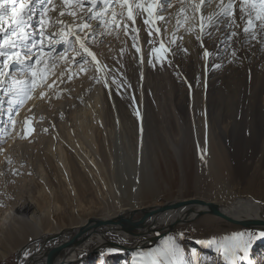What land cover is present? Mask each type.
I'll return each mask as SVG.
<instances>
[{
  "label": "rangeland",
  "instance_id": "obj_1",
  "mask_svg": "<svg viewBox=\"0 0 264 264\" xmlns=\"http://www.w3.org/2000/svg\"><path fill=\"white\" fill-rule=\"evenodd\" d=\"M26 1L24 0V4L27 6L29 1ZM105 2L109 3L107 8L101 0H51L44 6L43 23H40L37 14L33 15L26 27L17 29L10 37L5 38V34L0 33V42L5 45L3 51L7 53L0 56V73H3L0 74V216L4 211L12 209L22 217H35L34 222L25 223L24 232L28 230L30 233L31 224L36 223L35 219L46 211L59 226L69 228L71 222L86 219L93 214L102 217L114 212L120 205L128 207L137 204L143 208L198 198L220 204L222 211L240 197H250L264 203L263 195L248 192L243 180L234 174L231 178L228 176L227 188L222 191L212 186L209 190L196 186L191 178L195 166L193 150L190 148L187 151L180 146L177 150V162L169 163L164 152L166 157L160 156L161 162L153 166L154 173L157 172L153 178L157 184V192L148 197H137L130 202L120 199L119 202L111 203L107 199L94 203L89 200L90 196H94L91 187L89 191L92 193L87 191L83 194L78 191L79 194L75 195L68 189L67 181L55 162L49 155L47 157L41 153L49 146L52 149L51 145L55 149L60 143L65 147V141H69L65 132L73 128L74 118L84 110L93 108V92L83 91L86 82H89L87 79L91 78V61L85 55L88 63L77 65L73 62L74 56L71 53L74 38L69 35L72 31L78 32L83 41L94 42L97 35L89 36L88 27H84L86 21L90 24L89 28L97 27L101 30L108 42V47H101V43L98 46V50L105 55L102 57L103 65L113 83L108 88L103 86L104 105L110 110L111 105L116 104L119 116L122 118L123 115L126 122L134 123V128L137 129L142 124L154 128L153 122L147 121L155 120L162 129L160 136L169 138L176 147L177 143L189 139L196 146L194 149L198 152L200 170L205 167L202 146L208 139L231 149L241 133L249 128V123L264 127V35L258 33L256 39H251L243 33V25L240 28H230L220 24L219 27L207 28V32L211 34L197 39L200 26L189 21L194 13L186 11L185 17L181 16L179 23H176L178 19L175 22V28L181 29L182 35H174L172 39H168L162 35L163 28H160L159 34L154 31L157 28L156 16L153 17L154 24L150 22L145 25L144 20L148 17L143 13L135 19V24L127 19L126 8L122 10L115 0ZM131 2L129 0L130 4ZM93 3L97 6L89 12L88 8ZM172 3L180 8L186 6L187 0H183V3L181 0H172ZM217 3L219 0L208 7L213 8L209 14L219 11ZM153 8L155 9V4ZM121 11L123 17L119 15ZM61 12H64L63 16L60 15ZM17 15L19 16V10ZM89 17L94 18L89 21ZM231 19L232 17H228L229 21ZM5 21L9 28L10 20L6 18ZM2 23L7 29L5 22ZM190 25L194 26V33L191 30L185 31ZM72 28L74 29L71 31ZM232 31H236L238 35L232 37ZM40 32L44 33L43 37L39 35ZM50 32L58 36H53ZM33 39L38 41L35 47H31ZM66 39L71 40L72 44L63 45ZM172 40H175V44L170 43ZM9 44L13 47L8 48ZM161 45L164 47L161 48ZM153 49L161 56L160 63L156 62ZM77 51L76 49L75 52ZM205 51L209 53L208 56L204 55ZM37 57L39 63L35 62ZM75 58L77 61L81 59L77 55ZM142 58L145 61L143 76L139 74ZM149 59L153 61L152 64H149ZM17 60L21 63H15ZM29 65L31 71L28 70ZM25 88L30 92L31 98L25 99L22 104L17 103L19 94ZM120 105L124 107V112L120 110ZM203 115L206 116V121L202 119ZM260 132L263 142L264 128ZM255 141L256 138L252 143ZM261 144L263 145L260 147L264 148V143ZM121 146L125 152L128 148L133 149L132 145L125 146L122 143ZM254 169L253 164L252 171ZM99 189V194L104 190L105 195V186L101 185ZM176 217L164 218L159 228L153 224L147 229L162 230ZM199 220L203 223L193 227ZM263 228L242 226L238 230L235 225L217 216L205 215L180 225L143 249L134 252L124 250L117 257H110V251L103 256L91 253L87 259L77 264H148V261H155L156 264H264V240H255L245 251H235L232 254H222L220 249V242L226 236L236 233L259 234ZM55 233L53 231L50 234ZM7 236V231L0 224V250L6 245L17 247L15 252L24 248L25 236L22 240H8ZM29 236L31 235H26L27 238ZM169 240L171 244H166ZM134 243L135 240L128 245ZM172 244L178 252L175 255L165 254ZM85 245L86 243L82 250L88 251ZM14 251L5 258H0V262L7 260L10 264H15Z\"/></svg>",
  "mask_w": 264,
  "mask_h": 264
},
{
  "label": "bare ground",
  "instance_id": "obj_2",
  "mask_svg": "<svg viewBox=\"0 0 264 264\" xmlns=\"http://www.w3.org/2000/svg\"><path fill=\"white\" fill-rule=\"evenodd\" d=\"M56 1L61 2L63 0ZM216 1L217 0H214V3ZM199 3L200 0H187V4L185 7L189 8L191 4ZM213 4L211 6H213ZM181 8L182 7L179 8L178 6H174L173 3L168 7V9L164 13V17L167 23L161 21L158 17L156 18L157 27L164 29V32L162 34L164 37L166 36L168 37V39H172L174 35H182L181 29L175 28L177 19H182L181 16L185 17L184 15L187 14V12H181ZM212 10L213 8L211 7L209 9L207 8V10L204 11V6L201 5L200 11L196 12L193 16L194 18L192 17L189 21L196 22V25L200 26L201 16L209 14ZM4 22L5 27L8 26V22H6L5 20ZM73 29L74 28H72L71 31ZM93 29H96L94 33L92 32V28L89 27L87 32H89V36L91 35V37L97 35V38L94 42H85L82 38L79 37V40L84 42L88 50L95 56V60H93L91 56H88V59H90L91 61V78L87 79V81L89 82H86L85 88L83 90L87 93L93 92V108L89 109L90 107L88 106L89 111L84 110L81 113L78 112L80 113H77L78 116H76L75 113L76 117L74 118V125H72L73 128H67L68 130L65 132L69 140L67 142L65 141V147L60 143V146H56L57 149H55V147L51 145L52 143H49L52 149H50L49 146L45 152L43 151V149V152L41 153L44 156L49 155L52 158V160L55 162V166L58 170H60V174L62 173L64 179H66V185L68 186V189H70L74 195L78 193V191L83 194H85L87 191L92 193L91 191H89L90 187L93 190L94 196H90L91 199L89 198V200H92V202L94 203L95 201L100 202V200L106 201L107 199H109L111 203L119 202L120 199H126L127 202H130L137 197L144 198L148 197L149 195H153L157 192V184L153 179L155 178L157 172L154 173L155 169H153V166H157L158 162H161L162 155L166 157L164 152H166L167 154L169 163L174 164L175 162H177V150H179L178 147L180 146L183 149H187V151L190 148H192L193 150V164H195V166L193 165L194 169L191 178L192 182L195 183L196 186L208 190L212 186L217 187L219 191H222L225 190L227 184L226 179L228 178V176L231 178L234 174L241 178V180H243L245 189L248 192H251L254 195L257 193L264 196V148L262 146L260 147V145H263L261 143H264V141L262 142V133L260 132L264 128L263 125L256 126L253 122L249 123V128L241 133L238 141L234 143L231 149H228L227 145L222 146V143L214 142L208 139V141H206V144L202 146V150H204L205 152V167L200 170V166L198 164V152L196 151V148L194 149V147L196 146H193L190 143L189 139L186 138L185 140L181 141V143H177L176 147L169 138L165 139L163 136H160L162 133V129L161 127H159V125H157L155 120L148 119L147 121L150 123L153 122L152 126L154 128H152L148 124H145V126L144 124H142L137 129L134 128V123L128 124L123 115L122 118L121 116H119L118 106H116V104H112L110 110H108L106 105H104V92L102 91L103 86L108 88L109 86H112L113 83L112 81H110L107 69L103 65L102 57L105 55L103 51L101 53L98 50V46L101 43V47H108L106 45L108 42L106 36L103 35L101 30H99L97 27H93ZM165 29H167L166 32ZM47 33L49 34V32ZM50 33L53 36H58V34H53L52 32ZM71 37L74 38V48L71 56H76V49L78 51L83 50L80 48V43L77 42L76 37ZM109 55L110 54H108V56ZM144 63L145 61L143 59V61L141 62L139 73L141 76H143L142 73L145 70ZM118 103L119 102H117V104ZM119 107L122 112L125 111L124 107L122 108L121 105ZM190 118L192 119L193 116ZM202 119L205 121L207 120L205 115H203ZM63 128H65V126H63ZM255 138V143H252ZM133 140L134 142H132ZM121 142L125 144V146L132 145L133 149L128 148L125 152L124 150H122ZM138 157H140L139 161L137 160ZM183 161L185 160L183 159ZM253 164L255 165L254 171H252ZM149 168H151V170ZM40 171H42V169ZM77 185H79L80 188H78ZM101 185L105 186V195H103L104 190L102 191V194H99V188L101 187ZM140 207L141 206L137 204H133V206L129 205L128 207L120 205L117 207V210L102 217L98 214H93L86 219H82L77 222H71V224H69V228L71 226H74V228L83 226L86 227L87 225L89 227H92V224H94L95 222H101V227H99L98 230H100V232L103 231V234H99L97 237H92L87 241L85 248L88 247V251H83L81 248L79 253H74V257H81L87 254L89 251H97L96 253L101 256L108 255L107 252L110 251L109 254L112 255L110 257H117L123 254L124 250H130L134 247L135 244L138 245L139 243H141V240H139L138 238L131 239L126 235L124 236V234H117L115 230L116 228L114 226V221L118 216L117 214L126 213V211L131 212L134 209H140ZM221 208L222 207L219 208L221 213L231 217L236 221L260 219L264 222V203L257 199L254 200L250 197H240L232 204L227 205V207L223 208L222 211ZM199 209V207L185 208L181 210L180 213H168L164 216V218H172L177 216L176 218L181 217V219L190 220L193 219L195 212ZM19 212H22V210H20ZM49 215L50 214L47 211L42 212L39 216L40 218L38 217L37 219H35L37 220L36 223L31 224V228L29 230L30 233L28 232V230L27 232H24L26 225L25 223L34 222L33 220L35 217H28L26 215L22 217L20 213H16L12 209L3 212L2 216H0V224L1 227H3L5 231H7L8 240H22L25 236L24 248H26V251L24 254H26V257L36 253L39 250V247L44 242H46L48 238H50L48 237L50 233H52L53 231L57 232L63 228L62 225L59 226L58 222L54 221ZM41 217L44 218V221H42ZM128 218L129 217H126L124 222H126ZM164 218L157 216H144L140 219V224H142L141 226L145 227L146 229L151 227V225L153 224H155L157 228H159ZM202 223V220H199L192 226L197 227ZM167 225H165L164 228H166ZM180 225L177 227H180ZM242 226L243 225H235L236 229L238 230H240ZM164 228H162V230H164ZM259 228L261 229V227ZM109 231H112L114 233H110L109 235L104 233ZM261 231L262 233H264V228ZM26 235L31 236L27 238ZM72 236H67L66 238L70 239L72 238ZM118 236L121 237L117 238ZM32 238L34 240L40 241L31 242ZM134 240V244L128 245V243L134 242ZM47 247H50V245H48ZM5 248L3 250H0L1 259L8 256L11 252L14 251V249L16 251L17 247L12 248L11 246L6 245ZM95 264L101 263L98 262Z\"/></svg>",
  "mask_w": 264,
  "mask_h": 264
},
{
  "label": "snow or ice",
  "instance_id": "obj_3",
  "mask_svg": "<svg viewBox=\"0 0 264 264\" xmlns=\"http://www.w3.org/2000/svg\"><path fill=\"white\" fill-rule=\"evenodd\" d=\"M50 2L51 0H29V4L26 6L24 4V0H0V33H4L5 38L10 37L16 32L17 29L26 27L33 15L37 14L40 23H43L44 6ZM101 2L105 8L109 6V3L105 2V0H101ZM115 3L119 4V7L122 10L125 8L127 9V19L133 23H135L136 18H139L143 13H146L148 18L144 20V23L145 25H149L150 22L152 24L155 23V20L153 19L154 16L167 23L164 13L171 5L172 0H132L131 4L129 3V0H115ZM181 3H183V0H181ZM213 3L214 0H200L199 4H191L190 8L182 7L180 11H192L195 14L196 12L200 11L201 5H203L204 9L206 10ZM153 4H155V9L153 8ZM96 6V3H93L92 7L88 8V11L91 12ZM216 7L219 9V11H215L211 14H208L207 16H201L200 34L197 36V39H201L204 35H210L211 33L207 32L206 29L212 26L219 27L220 24H224L226 27L230 28H240L243 25V33L246 36H249L251 39H256L258 33L264 35V0H238V3L236 0H227V3H225V0H219V3L216 4ZM136 9H139V11H135ZM18 10L19 16L17 15ZM60 15L63 16L64 12H61ZM119 15L123 17V11H121ZM228 17H232V19L229 21ZM6 18L10 20L8 29H5L2 23ZM93 18L94 17H89L88 19L90 21ZM177 23H179V20ZM13 25L15 27H13ZM84 27H90V24L86 21ZM125 28H127V23H125ZM190 30L194 33L193 25H190L189 29H186L185 31ZM95 31L96 29H92L93 33ZM154 31L159 34L160 28L157 27L154 29ZM166 31L167 29H165V32ZM39 35L43 37L44 33L40 32ZM69 35L76 37L77 42L80 43V48L83 50L82 52H76V55L81 57L79 61L76 60L75 56L72 57V60L75 64L82 65L84 63H88L87 59H85V55L91 56L93 60H95L93 53L88 50L84 42L79 40L78 32H70ZM151 35L152 33L150 31L149 36ZM237 35L238 33L236 31L231 32L232 37H236ZM37 43L38 41L33 39L31 47H35ZM69 43H71V40L66 39L63 41V45L65 46ZM170 43L175 44V40H172ZM11 47H13V45L9 44L8 48ZM163 47L164 46L161 45V48ZM4 48V43L0 42V56L7 54L5 51H3ZM137 51L139 52V49H137ZM153 54L156 55V62L160 63L161 56L157 54V50L153 49ZM204 55L208 56L209 53L205 51ZM35 62H40L39 57H37ZM148 62L149 64L153 63L151 59H149ZM15 63L19 64L21 61L17 60ZM5 66L10 67V65ZM28 70L31 71V65L28 66ZM25 83L27 84L28 82L26 81ZM49 87H51V85H49ZM30 98L31 94L27 88H25L19 94L16 102L22 104L25 99ZM41 98H43V95H41ZM255 240H264V233H236L234 235L224 237L220 242V249L222 254L225 255L232 254L235 251H245ZM166 244H171V240L167 241ZM177 252L178 249H176L175 245L172 244L171 248L166 250L165 254L175 255ZM148 264H156V262L148 261ZM177 264H179V262H177Z\"/></svg>",
  "mask_w": 264,
  "mask_h": 264
},
{
  "label": "water",
  "instance_id": "obj_4",
  "mask_svg": "<svg viewBox=\"0 0 264 264\" xmlns=\"http://www.w3.org/2000/svg\"><path fill=\"white\" fill-rule=\"evenodd\" d=\"M194 207H199L200 209L195 212L193 219L184 220L181 219V217L175 218L167 225L166 228H164V230L157 229L148 231V229L141 226L142 224H140V219L144 216H157L164 218V216L168 213H180V211L185 208ZM219 208V205L215 202L204 201L198 198L182 200L179 202H167L162 206H148L140 209H134L131 212L126 211V213L117 214L118 216L114 221V226L116 228V233L121 232L124 234V236L126 235L131 239L138 238L141 240V243L138 245L135 244L133 248L128 250L129 252H134V250L148 247L149 244L158 241L165 234L177 229V226L180 224H187L205 215L217 216L225 222L227 221L233 225H243L252 229L264 227V222L261 220L236 221L231 217L221 213ZM126 217L129 218L126 222H124ZM99 227H101V222H95L92 224V227L87 225L86 227L83 226L79 228H74V226H71L70 228H62L55 234H50L48 236L50 238H48L47 241L39 247V250L36 253L31 254V256L29 255L25 257L26 254L24 253L26 248H19V250L15 252V264H77L83 259H87L91 253L97 252L89 251L87 254L81 257H74V253L79 252L88 240H90L92 237H97L99 234H103V231L100 232V230H98ZM104 233L109 235L110 233L114 232L109 231ZM67 236H72V238L68 239L66 238ZM120 237L121 236H118L117 238ZM35 241L37 242L40 240H31V242ZM48 245H50V247H47Z\"/></svg>",
  "mask_w": 264,
  "mask_h": 264
},
{
  "label": "built area",
  "instance_id": "obj_5",
  "mask_svg": "<svg viewBox=\"0 0 264 264\" xmlns=\"http://www.w3.org/2000/svg\"><path fill=\"white\" fill-rule=\"evenodd\" d=\"M0 264H10V262H7L6 260V261H1Z\"/></svg>",
  "mask_w": 264,
  "mask_h": 264
}]
</instances>
